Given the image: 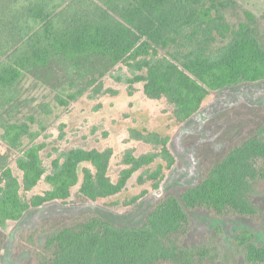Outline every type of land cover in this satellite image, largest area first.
<instances>
[{
	"label": "trees",
	"instance_id": "16d2710c",
	"mask_svg": "<svg viewBox=\"0 0 264 264\" xmlns=\"http://www.w3.org/2000/svg\"><path fill=\"white\" fill-rule=\"evenodd\" d=\"M237 6L236 0H0V138L19 150L15 167L10 155L0 154V232L49 203L115 198L138 172L139 183L150 181L158 191L177 162L170 137L158 133H135L160 151L127 152L117 181L110 175L112 148L55 149L44 155L47 145L39 142L42 134L32 125L45 131V122L33 115L11 121L26 75L42 74L47 82L57 64L64 75L54 86L56 101L65 108L87 93L91 98L106 94L108 75L127 84L130 96L142 84L147 98L167 100L175 107V120L185 124L211 93L264 81L261 17L244 10L245 20L234 26L227 12ZM40 109L45 116L53 114L47 104ZM199 158L203 174L198 184L179 197H161L139 227L117 226L91 214L53 227L44 223L26 239L34 243L36 233L46 237L36 264H218L216 247L184 244L192 229L188 211L260 217L255 198L264 193V119L219 155L209 144L201 147ZM42 183L47 186L42 194L26 196ZM147 194L132 197L127 205ZM254 241L255 234L245 230L235 244L246 264H264V246Z\"/></svg>",
	"mask_w": 264,
	"mask_h": 264
},
{
	"label": "rangeland",
	"instance_id": "374dc122",
	"mask_svg": "<svg viewBox=\"0 0 264 264\" xmlns=\"http://www.w3.org/2000/svg\"><path fill=\"white\" fill-rule=\"evenodd\" d=\"M236 1L238 6L227 12L229 22L237 26L245 20L244 10L253 11L261 17V31L264 34V0ZM51 72L47 82L42 80V74L39 77L26 75L19 84L21 97L15 105L17 109L11 111L14 115L11 121L21 122L33 115L38 121L45 122V131L38 124L32 125L33 131L42 134L39 142L47 145L44 155L55 149L62 152L75 147L98 150L112 148L114 156L110 175L113 181H117L124 168L123 159L127 152L133 151L134 155L141 156L160 151L158 147L139 140L135 135L139 132L170 137V148L177 162L173 169L165 172V181L158 191L152 189L150 181L139 183L138 178L142 172H138L128 183L126 191L115 198L69 205L53 202L29 210L20 221L10 223L5 232H0V264H36L38 252L44 246L46 237L36 233L34 243L26 239L29 233L39 230L44 223L53 227L64 224V219L91 214L121 227L143 225L161 197H179L185 188L198 184L203 174V163L199 158L201 147L203 149L209 144L215 155H219L246 139L264 119V81L211 93L196 115L185 124H179L175 120V107L167 100L147 98L142 84L135 85L136 92L130 96L128 85L110 75L104 79L108 90L106 94L91 98L87 93L72 102L69 108L61 107L56 101L57 91L54 86L61 84L63 70L54 64ZM43 104L51 107L52 115L45 116L42 113L40 106ZM241 106L245 108L234 112ZM221 116L225 117L221 119ZM28 144L29 141L25 140V146ZM18 151L11 150L0 138V154L10 155L13 167ZM45 162L50 166L51 159L45 158ZM151 167L155 169L156 164ZM15 171L18 174L16 168ZM46 189V184L42 183L26 196L31 198ZM143 191L148 194L139 203L127 205L132 197ZM255 203L262 212L257 219L217 217L205 211H188L192 229L184 239V244L189 247H216L218 264H246L242 251L235 244L236 236L250 230L255 234L254 242L264 246V193L255 198Z\"/></svg>",
	"mask_w": 264,
	"mask_h": 264
}]
</instances>
